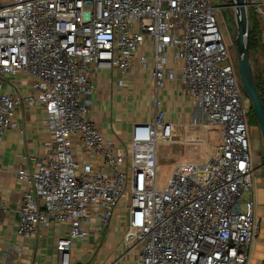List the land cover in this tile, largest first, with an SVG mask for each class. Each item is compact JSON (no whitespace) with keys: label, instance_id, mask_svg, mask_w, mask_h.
Returning <instances> with one entry per match:
<instances>
[{"label":"built area","instance_id":"1","mask_svg":"<svg viewBox=\"0 0 264 264\" xmlns=\"http://www.w3.org/2000/svg\"><path fill=\"white\" fill-rule=\"evenodd\" d=\"M246 3L248 15L264 18V0ZM221 9L211 0L0 1V138L18 128V107L36 104L51 136L37 168L18 170L27 184L20 237L41 239L53 224H64L58 264H75L74 242L89 236L95 216L99 233L107 229L124 198L123 241L138 251L136 264H248L260 227L256 157ZM102 70L151 71L153 117L133 123L122 145L90 118L92 78ZM21 72L31 77V91L3 92L2 80ZM177 79L193 108L181 124L167 120L159 100ZM164 145L200 151L176 161L159 186Z\"/></svg>","mask_w":264,"mask_h":264},{"label":"crops","instance_id":"2","mask_svg":"<svg viewBox=\"0 0 264 264\" xmlns=\"http://www.w3.org/2000/svg\"><path fill=\"white\" fill-rule=\"evenodd\" d=\"M142 53H145L144 49L138 52V54ZM169 65H174L172 59H170ZM118 72L121 75H118ZM146 73L137 72L135 76L136 73L123 74L119 70H102L93 75L92 79L96 86V93L91 97L93 106L90 118L96 122L107 139L118 145L128 141L133 123L149 121L153 117V113L146 111L144 108H142V111H144L140 117L136 115V105L139 102V98L137 97V99L135 96L136 93L140 92L142 87L147 89V94L153 93L151 71L149 70ZM133 74L134 76H132ZM144 74L147 75L146 78L140 79V75L144 76ZM127 76L134 78L126 79ZM120 79L124 82L122 86L117 84ZM126 80L128 83H133L134 86L127 87L125 90ZM31 84V77L21 72L14 77L4 78L1 87L3 92L25 95L31 91ZM165 90L168 94L165 96L167 100H171L175 91L178 90L180 95L184 96L179 79L174 82L169 80ZM119 93L130 98L127 102V108L121 110L109 109L108 104L115 109L117 103L113 101V98H117ZM132 93L134 94L133 98ZM145 100L146 97H144ZM177 103L174 108H177ZM131 104H135L133 112L129 111ZM171 111L170 107L165 110L169 122L181 124L191 119V116H187L176 120L170 117ZM14 118L18 123V128L7 130L0 138V264H9L10 260H17L20 264H58L59 257L56 242L67 230L66 225L53 224L44 232L41 239L38 237L22 238L17 234L18 207L22 194L27 189V184L18 178V170L24 168L32 172L45 158L47 151L45 143L51 139L50 133L44 124L45 111L43 106L39 104L33 107L20 106L16 109ZM179 156L182 155L179 154ZM261 189L259 187L258 191ZM2 205H6V209H3ZM121 214L122 209L119 206L111 224L102 233L98 231L99 217L92 218L91 223L87 226L89 236L74 242L73 261L75 264H113L116 262L119 256L111 259L110 255H107L109 250H105L106 244L104 247H101L100 244L101 238L108 234L112 236V239L116 236L123 239V230L118 227ZM19 252L22 253L19 254ZM100 255L105 257L103 259L101 257L98 261Z\"/></svg>","mask_w":264,"mask_h":264},{"label":"rangeland","instance_id":"3","mask_svg":"<svg viewBox=\"0 0 264 264\" xmlns=\"http://www.w3.org/2000/svg\"><path fill=\"white\" fill-rule=\"evenodd\" d=\"M1 1V0H0ZM6 1V0H3ZM212 3L217 6L221 7L222 9L220 10L219 13V20H220V29L221 32L224 36L225 41L228 44V48L230 51V54L236 63L237 66V55H236V50L234 46V40L236 38V33H237V27L235 23V16H234V10L231 8V5L229 3V0H211ZM253 14V12L250 10L249 14ZM254 15V14H253ZM256 18H259V21L261 23V28L263 30L262 33V43L261 47L258 50H253L251 53V62L252 66L254 68V72L256 76H259L260 78H264V18L256 16ZM238 70V69H237ZM147 74V73H146ZM146 74L140 75V79H145ZM118 75H121V73L118 72ZM137 73L135 74V76ZM134 76V74L132 75ZM127 78H134V77H126ZM138 78V77H137ZM144 81V80H143ZM127 82V83H126ZM126 85L124 89L126 90L127 87H133V83H128L126 80ZM134 82V81H132ZM140 82V81H139ZM117 85V84H116ZM242 87V85H241ZM141 89V88H140ZM122 92V91H120ZM243 92V98L245 99V105H246V112H245V121L247 124L248 128V137H249V144H250V150L251 153H254L255 157L254 158V166L256 168L255 171V179H256V188L261 187L262 189L258 192L259 200L260 202L263 203L261 207H259V210L262 211L263 217H264V144L261 136V132L257 123L256 116L252 112L251 106L252 103L248 97V95L245 93V91L242 88ZM148 91L146 88L142 87L140 92L136 93V98H139V102L136 105V115L137 117H140V115L143 114L142 108H144L146 111H151L153 113V98L152 94H147ZM122 93H119L117 98H113V101L117 103L115 106V109L107 105L109 109L113 110H121V109H126L127 108V102L130 100L129 97L122 96ZM168 95L166 93V90H163L159 92V100L161 101V109L165 112V110L168 109V107L171 108V114L170 117L177 119H183L186 118L187 116L190 117L193 112V108L190 104V101L183 95H180V91H175L172 99H165V96ZM132 98L134 94H131ZM144 97H146V100L144 101ZM137 98V99H138ZM148 98V99H147ZM170 98V97H169ZM110 99V98H109ZM116 99V100H115ZM177 103V108H174V105ZM125 103V105H124ZM135 104H131L130 106V112H133V107ZM191 146H186V145H172V146H161L158 152V160L160 164V171L158 172V185L159 186H165L168 178L170 176L173 164L176 161H180L182 159H189L192 154H189L190 152H199L200 150H193ZM201 149V147H198ZM181 154L182 156H179ZM251 194L246 192L244 194L245 198L250 197ZM126 200L123 198L120 202V207L122 209V214H121V219L120 223L118 225L119 229L124 230L127 228V223H128V217L126 216ZM122 232V235H123ZM121 235V236H122ZM115 238V237H114ZM112 239V236L109 234L101 238V247H104L106 244L105 250H109V254L111 259L116 258L119 256L123 257V261H120L118 264H136L137 258H138V251H128V247L126 246L125 242L123 241L122 238H118L116 236L115 239ZM108 245V247H107ZM101 254V252H99ZM98 257V256H97ZM102 259L105 256H101L98 258V261ZM119 258L116 260L118 261ZM248 264H264V222L261 224V229L258 231V236L256 238L255 244L252 248L250 259Z\"/></svg>","mask_w":264,"mask_h":264},{"label":"water","instance_id":"4","mask_svg":"<svg viewBox=\"0 0 264 264\" xmlns=\"http://www.w3.org/2000/svg\"><path fill=\"white\" fill-rule=\"evenodd\" d=\"M234 10L237 27L234 46L237 55V69L240 83L248 95L254 110L264 144V102L256 86L254 69L251 62L250 20L246 0H229Z\"/></svg>","mask_w":264,"mask_h":264},{"label":"trees","instance_id":"5","mask_svg":"<svg viewBox=\"0 0 264 264\" xmlns=\"http://www.w3.org/2000/svg\"><path fill=\"white\" fill-rule=\"evenodd\" d=\"M249 20H250V28H251L250 38H251V53H252L253 50H258L262 48L261 43H262L263 30L261 28V23L259 21V18H256L255 15L250 13ZM254 77H255L256 86L264 102V78L262 79L259 76H256L255 72H254ZM251 109H252V112L254 113L252 106H251Z\"/></svg>","mask_w":264,"mask_h":264},{"label":"flooded vegetation","instance_id":"6","mask_svg":"<svg viewBox=\"0 0 264 264\" xmlns=\"http://www.w3.org/2000/svg\"><path fill=\"white\" fill-rule=\"evenodd\" d=\"M258 192H259V191H258V188H256V193H257V208H258V213H259V216H260V227H259V231H260V229H261V224L264 222V217H263V213H262V211L259 210V207H261V206L263 205V203L260 202V200H259V198H258V196H259Z\"/></svg>","mask_w":264,"mask_h":264}]
</instances>
